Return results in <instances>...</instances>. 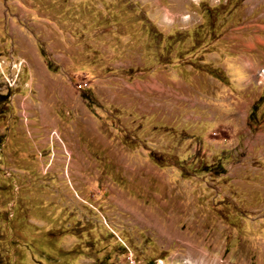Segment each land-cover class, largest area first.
<instances>
[{
  "label": "rangeland",
  "instance_id": "374dc122",
  "mask_svg": "<svg viewBox=\"0 0 264 264\" xmlns=\"http://www.w3.org/2000/svg\"><path fill=\"white\" fill-rule=\"evenodd\" d=\"M226 1L0 0V264H264V67L209 86Z\"/></svg>",
  "mask_w": 264,
  "mask_h": 264
},
{
  "label": "crops",
  "instance_id": "0c3cea01",
  "mask_svg": "<svg viewBox=\"0 0 264 264\" xmlns=\"http://www.w3.org/2000/svg\"><path fill=\"white\" fill-rule=\"evenodd\" d=\"M239 1L240 7L236 9L235 12L226 15L227 19L232 17L231 21H229L231 22V27H229L228 36L215 38L209 46V49H212V52H214H211L210 56L217 57L215 58L216 61L214 63L211 62L210 64L212 65L211 69L215 70H212L213 73H210V76L213 78H210L211 82H209V86L210 88H213L214 92V98L212 99L214 100V104L222 103L220 100V94H218L222 89L226 94V104H233L232 102L236 99L233 96L234 93L236 91L240 92L238 86L243 85L248 87V82L254 76L253 74H256L258 68L264 67V27L260 29L263 30L261 33L259 31L260 34L257 33V29L255 28V26H258L257 22L264 20V13L261 14L257 10L259 3L256 4V7H253L251 12H249L248 5L251 0H229L226 1V6L224 7L230 8L231 10V8L238 4ZM221 8L223 9V7ZM215 19L216 18H214V20ZM258 19L260 20L258 21ZM251 20L255 23H249ZM219 23L220 22L218 21L216 25L223 27V25ZM258 28L260 27L258 26ZM32 42L33 40H29V42H26L25 44L28 46ZM20 44L22 45V43ZM19 48H21V51H26L29 55L32 53L29 48L26 50L27 47ZM21 51L20 54L25 55V53ZM246 83L248 84L246 85ZM246 99L247 97L245 96L244 103L248 104ZM239 100H241V96ZM253 146L250 149L251 152L254 150L255 146ZM259 150L257 152L262 156L264 152H262L263 150Z\"/></svg>",
  "mask_w": 264,
  "mask_h": 264
},
{
  "label": "built area",
  "instance_id": "2783aa9c",
  "mask_svg": "<svg viewBox=\"0 0 264 264\" xmlns=\"http://www.w3.org/2000/svg\"><path fill=\"white\" fill-rule=\"evenodd\" d=\"M0 67H1V63H0ZM19 67L20 66H17V65L11 67L13 68L14 74L12 75L9 74L8 76L4 75L2 71L0 70V78H2L4 80L3 82L10 88H14L16 86L17 78L19 76ZM129 264H140V263L130 260ZM155 264H161V262L158 261Z\"/></svg>",
  "mask_w": 264,
  "mask_h": 264
},
{
  "label": "bare ground",
  "instance_id": "6f19581e",
  "mask_svg": "<svg viewBox=\"0 0 264 264\" xmlns=\"http://www.w3.org/2000/svg\"><path fill=\"white\" fill-rule=\"evenodd\" d=\"M152 221H155V220L152 219ZM159 230H160V229H159ZM161 232H162L164 235L167 236V235H169L170 233H172V230H170V231H165L164 229H161ZM172 234H173V233H172ZM175 234H177V233H175ZM177 235H178V234H177ZM171 236H172V235H171ZM179 236H180V234H179ZM175 237H177V236H175ZM180 237H181L182 239H186V240L188 241V242H187V243H188V246H190V247L192 246V244L190 243L191 241L188 240V238H184L183 235H181ZM170 238H171V237H170ZM178 239H179V237H178ZM189 241H190V242H189ZM185 244H186V243H185ZM192 248H193V249H196V246L191 247V249H192ZM189 252H190V253H189V256H190L191 258H194V256L196 255V252H195V251H191V250H189ZM197 254H198V253H197Z\"/></svg>",
  "mask_w": 264,
  "mask_h": 264
}]
</instances>
